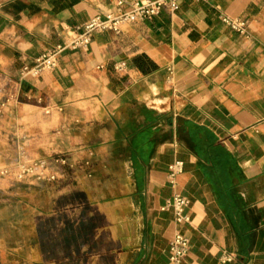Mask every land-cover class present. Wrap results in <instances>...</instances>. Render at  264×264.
Segmentation results:
<instances>
[{
	"label": "crops",
	"instance_id": "obj_1",
	"mask_svg": "<svg viewBox=\"0 0 264 264\" xmlns=\"http://www.w3.org/2000/svg\"><path fill=\"white\" fill-rule=\"evenodd\" d=\"M136 1L0 0V110L17 98L0 149L25 135L73 166L56 182L0 181V264H171L179 229L183 264H264V0H181L21 78L72 28ZM178 160L183 227L162 209Z\"/></svg>",
	"mask_w": 264,
	"mask_h": 264
},
{
	"label": "built area",
	"instance_id": "obj_2",
	"mask_svg": "<svg viewBox=\"0 0 264 264\" xmlns=\"http://www.w3.org/2000/svg\"><path fill=\"white\" fill-rule=\"evenodd\" d=\"M180 2L181 0H140L128 6L124 2H119L116 9L95 15L82 25L72 28V34L68 40L42 54L36 59L34 64L24 66L20 71L21 78L22 80L30 77L39 78L46 72L56 70L65 52L88 48L95 34L109 31L120 33L124 25L151 20L159 16L166 7H169L173 12H178L181 7ZM221 20L234 32L249 36V28L246 21L227 16L222 17ZM16 99L15 94L6 98L1 106L0 113ZM86 165L89 166L90 164L87 163ZM66 168H73L69 158L66 156H57L52 159L40 158L26 161L15 167H0V177L10 178L18 182L32 180L39 184H44L58 181L65 175ZM184 170L185 164L179 160L169 166L167 180L174 188L175 193L162 208L163 210L173 211L177 227H183L191 223L190 216L186 213L190 200L177 191V180L184 173ZM190 250V239L180 229L177 230L170 243V263L183 264ZM235 259V255L225 253L221 261L228 263Z\"/></svg>",
	"mask_w": 264,
	"mask_h": 264
},
{
	"label": "rangeland",
	"instance_id": "obj_3",
	"mask_svg": "<svg viewBox=\"0 0 264 264\" xmlns=\"http://www.w3.org/2000/svg\"><path fill=\"white\" fill-rule=\"evenodd\" d=\"M1 131V129H0ZM4 132L0 135V141L4 139ZM6 149L4 152L0 149V167H15L17 165L23 164L26 161L37 160L40 158H49L52 159L54 157H44L43 155H37L31 148V142H29L28 138L24 136H8L6 139ZM35 153V154H34ZM10 180L12 182H18L12 180L10 178H2L0 177V181ZM32 180H26L23 182H28Z\"/></svg>",
	"mask_w": 264,
	"mask_h": 264
}]
</instances>
